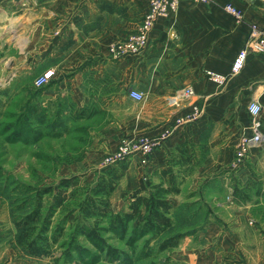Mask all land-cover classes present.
I'll return each instance as SVG.
<instances>
[{
    "label": "crops",
    "instance_id": "1",
    "mask_svg": "<svg viewBox=\"0 0 264 264\" xmlns=\"http://www.w3.org/2000/svg\"><path fill=\"white\" fill-rule=\"evenodd\" d=\"M148 1L0 0V40L7 43V29L19 27L22 38L16 47L22 50L19 59L28 74L48 69L53 75L78 74L76 68L85 64L95 79L103 75L118 84V92L103 91L108 97L120 95L118 138H147L152 150L145 164L141 152L128 157V167L110 196L113 208L126 207L133 193H147L148 182L158 181L155 173L176 145H191L197 156L204 149L180 193L169 196L173 221L180 208L188 210L190 219L192 195L210 190L212 182L231 192V177L264 181V144L249 146L241 160L235 156L240 136L251 133L247 106L252 99L262 106L264 136V53L249 51L242 69L230 73L249 24L264 28V0H179L172 16L155 21L144 48L126 52L123 40L138 26ZM225 4L240 10L242 20L227 13ZM207 71L227 76L225 83L217 84ZM187 87L193 94L172 106L170 98ZM129 88L138 89L143 99L135 102L122 95ZM117 193L128 195L118 203ZM215 205L235 211L234 217L210 214L197 223L189 235L199 247L184 249L188 261L218 264L230 254L236 256L234 264H264V238L248 225L241 206L232 201Z\"/></svg>",
    "mask_w": 264,
    "mask_h": 264
},
{
    "label": "rangeland",
    "instance_id": "2",
    "mask_svg": "<svg viewBox=\"0 0 264 264\" xmlns=\"http://www.w3.org/2000/svg\"><path fill=\"white\" fill-rule=\"evenodd\" d=\"M19 33V27L12 26L3 35L9 41L3 44L0 40V264L7 261L8 264H194L185 257L184 249L199 247L196 237L189 235L196 230V224L204 222L210 214L234 217L235 211L218 207L216 202L224 206L229 201L240 205L243 218L250 220L248 225L264 238V181L254 178L255 185L249 188L246 200H232L231 192L214 182L210 190L194 193L190 199L193 200L190 219L188 210L180 208L174 212L173 230L157 238L146 236L131 244L127 240L130 233L124 238L105 233L107 243L128 256L120 254L127 263L103 254L96 259H79L73 254L72 259H67L61 253L62 248L56 246L49 255H29L16 242V222L33 210L43 188L55 187L62 177L79 174L83 185L93 184L96 174L109 166L116 152L122 110L118 103L120 95H103L105 90L118 92V84L103 75L95 79L85 64L76 68L78 74L70 71L63 76L53 75L46 84L36 86L34 80L39 73H26L22 58L19 59L22 55V50L16 47L22 38ZM127 90L122 95L128 98ZM203 152L201 149L200 153ZM200 153L197 157H201ZM237 182L241 181L231 177V188ZM256 188H260L259 193H255ZM127 195L117 193V202ZM42 198L45 213L52 196L44 194ZM113 210L118 211L116 207ZM59 218L61 213H55L53 225ZM174 232H183L179 245L159 250V241ZM81 243L91 251V256L98 254L89 243L83 240ZM235 261L236 256L228 254L218 264Z\"/></svg>",
    "mask_w": 264,
    "mask_h": 264
},
{
    "label": "trees",
    "instance_id": "3",
    "mask_svg": "<svg viewBox=\"0 0 264 264\" xmlns=\"http://www.w3.org/2000/svg\"><path fill=\"white\" fill-rule=\"evenodd\" d=\"M201 163L194 148L181 143L176 145L166 158L165 166L158 170V181L148 182L147 193L131 194L125 209L114 211L110 196L123 177L127 160L102 167L96 174L92 185H83L79 174L62 177L56 186L43 188L36 197L32 211L16 222V242L23 246L31 256L49 255L54 246L62 248V254L72 259L75 254L79 259L86 257L112 258L122 263L128 256L120 249L107 243L105 233H112L119 238L127 239L131 244L142 237L157 238L173 230V203L169 196L180 193L185 177ZM255 185L254 178L237 182L232 187L231 199L234 201L249 198V188ZM259 187V186H258ZM256 188L255 193H259ZM51 195L52 200L45 213L43 195ZM61 218L53 225L55 213ZM67 229L70 231L66 233ZM183 232H174L159 241V250H171L179 245ZM63 237H66L64 240ZM85 241L98 254L91 256V251L81 241ZM58 244V246H57Z\"/></svg>",
    "mask_w": 264,
    "mask_h": 264
},
{
    "label": "built area",
    "instance_id": "4",
    "mask_svg": "<svg viewBox=\"0 0 264 264\" xmlns=\"http://www.w3.org/2000/svg\"><path fill=\"white\" fill-rule=\"evenodd\" d=\"M196 2H209L211 0H193ZM179 0H149L146 11L144 12L141 21L135 30L129 32L126 38L123 40L124 50L126 52H136L146 46L148 33L155 21L159 17H170L172 16L178 6ZM224 10L232 15L237 21L242 20V14L240 10L235 8L231 4H225ZM113 50V49H112ZM249 51L256 53H264V28L260 27L255 23L249 24L248 34L245 42L240 50L236 53L230 66V73H238L246 60ZM207 76L215 81L219 85H223L227 79V76L207 71ZM53 76V70L48 69L35 78L34 84L36 86H42L47 83L48 79ZM193 94L191 87H187L175 96L170 98V104L172 106L180 105L181 97H189ZM127 96L135 102H139L143 99L142 93L135 88H129L127 90ZM250 114V134H242L239 138L238 144L235 148V156L238 160H241L247 156L248 148L251 145L264 144V136L261 133V104L256 100L252 99L247 106ZM152 150V142L147 138L138 137L133 138L131 136H123L119 139L115 154L110 158V163L107 165L114 164L120 160H124L130 157L136 152H141L143 157L141 163L147 162L148 155Z\"/></svg>",
    "mask_w": 264,
    "mask_h": 264
}]
</instances>
